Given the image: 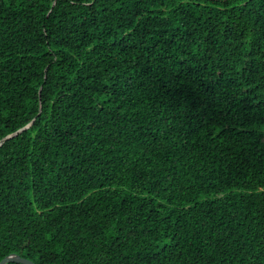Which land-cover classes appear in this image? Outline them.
<instances>
[{
    "label": "trees",
    "instance_id": "1",
    "mask_svg": "<svg viewBox=\"0 0 264 264\" xmlns=\"http://www.w3.org/2000/svg\"><path fill=\"white\" fill-rule=\"evenodd\" d=\"M12 252L264 264V0H0Z\"/></svg>",
    "mask_w": 264,
    "mask_h": 264
},
{
    "label": "water",
    "instance_id": "2",
    "mask_svg": "<svg viewBox=\"0 0 264 264\" xmlns=\"http://www.w3.org/2000/svg\"><path fill=\"white\" fill-rule=\"evenodd\" d=\"M30 122L27 124L29 125ZM27 125L23 126L22 128H20L18 131L24 129ZM17 131V132H18ZM17 132H14L12 134H15ZM10 261H13V262H20V263H23V264H37L35 262H33L32 260L26 258V257H23V256H20L19 254L17 253H9L7 255H5L1 260H0V264H5L6 262H10Z\"/></svg>",
    "mask_w": 264,
    "mask_h": 264
}]
</instances>
